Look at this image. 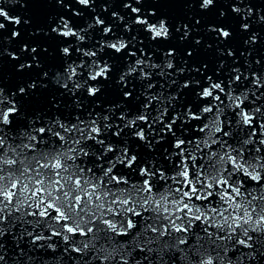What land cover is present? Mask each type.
<instances>
[{"label": "snow or ice", "instance_id": "1", "mask_svg": "<svg viewBox=\"0 0 264 264\" xmlns=\"http://www.w3.org/2000/svg\"><path fill=\"white\" fill-rule=\"evenodd\" d=\"M77 2L90 6L92 0ZM240 2L233 3L232 11L242 19L251 16L253 9L247 5L240 8ZM214 3L201 0L200 7L208 9ZM123 6L135 14L124 24L125 31L134 24L154 40L171 35L165 19L149 22L130 0ZM148 15L154 12L149 10ZM256 15L264 22L259 9ZM112 16L124 19L117 12ZM0 17L21 23L3 7ZM93 20L88 28L103 26L104 34L112 32L103 19ZM4 27L0 23V29ZM240 28L247 31L249 24L241 23ZM209 30L224 39L232 35L226 28L210 25ZM52 31L65 38L75 37L77 42L85 40L81 34L85 29H74L63 17ZM17 35L12 32L13 37ZM255 40L253 33L245 43ZM128 45L129 41L115 38L101 39L96 50L77 47L82 57L79 63H66L55 79L73 97L81 90L96 97L102 87L99 81L108 80L112 71L108 61L97 59V53L104 48L115 53L128 49L134 60L128 63L125 57L126 66L117 84L125 100L138 102L131 112L121 101L107 106L105 112L74 113L71 121L58 115L26 118L15 99L17 93L28 94L25 87L12 93L0 87V264H32L33 258L25 256L21 247L25 240L29 250L35 246L55 253L53 238L64 247L60 255L43 260V264H65V257L72 264H249L257 251L264 255V91H260L264 72L231 67V75L221 78L224 62L220 61L217 74L205 75L203 85L200 80L188 79L180 84L181 89L195 85L199 98L195 104L182 105L180 111L174 103L176 92L153 90L154 77L172 75L167 70L174 67L170 58L174 49L169 48L157 63L143 48L137 55ZM60 51L69 56L71 45ZM145 55L149 58L144 59ZM228 55L233 56L230 49ZM83 57L90 58V63ZM81 69L86 71V79H81ZM183 71V67L176 69L177 73ZM133 80L142 89L136 97L132 90H124ZM34 87V83L27 85L29 90ZM74 104L81 108L78 100L74 99ZM116 108L121 123L113 130ZM170 108L171 116L165 120ZM177 121L182 131L174 128ZM138 123L146 124L148 131ZM153 125L158 126L153 136L156 144L170 143L163 152L166 165L155 156L142 158L130 152L126 140L106 142L110 130L119 138L128 129L151 152L154 145L148 137L154 132ZM94 146L102 148L97 151ZM108 153L113 155L105 160ZM6 233L17 248V258H6L2 239Z\"/></svg>", "mask_w": 264, "mask_h": 264}, {"label": "water", "instance_id": "2", "mask_svg": "<svg viewBox=\"0 0 264 264\" xmlns=\"http://www.w3.org/2000/svg\"><path fill=\"white\" fill-rule=\"evenodd\" d=\"M130 2L133 6L141 8L140 14L147 16L149 22L155 23L161 18L165 19L171 35L167 39L154 40L142 26L134 24H129V31H125L124 24L135 18V14L131 13L130 8L123 6L125 0H92L90 6H82L77 0H60V2L57 0H0V7L5 8L11 16L19 17L21 20V23L13 24L0 17V23L5 25L4 29H0V87H3L5 93L16 92L19 87H25L28 94L17 93L15 99H18L20 110L26 118L35 115L42 117L58 115L62 119L71 121L74 113L79 112L83 115L88 111L105 112L107 106L119 104L121 101H123L122 106H126L129 112L137 107L138 102L135 100L124 99L117 84L118 77L126 66L125 57H127L128 63L134 60V57L128 56V49L121 53H115L113 50L104 48L103 51L97 53V59L102 62L108 61L112 71L109 73L108 80L99 81L102 87L96 97H89L85 90L77 92L73 97L65 92L55 79L57 73H63L66 63L73 61L79 63L82 57L76 51L77 47L84 49L91 47L96 50L101 39L123 38L129 41L128 48L135 51L137 55H140L139 49L143 48L145 53H151V58L157 63L162 62V54L169 48L174 49V55L170 57L174 67L167 70L172 75L154 77L156 84L153 90H159L165 94L176 92L178 99L174 103L180 111L183 110L182 105L195 104L199 100L195 96V85L181 89L180 84L188 79L190 81L200 80L203 85L205 75L215 76L217 74L216 70L220 61L224 62V67L219 71L221 78L231 75L228 71L231 67H239L242 72L255 71L258 74L264 72V22L259 21L256 15L257 9L260 10L261 15H264V0H241L238 4L240 8L245 9V5H247L253 9L252 15L245 19L232 11V5L236 0H215V3L208 9L200 7L201 0H141L139 4H136L135 0H130ZM149 10H152L154 15H148ZM74 12L80 13V15H74ZM113 12H117L124 19L119 20L113 17ZM61 17L69 20L74 29H85L81 33L85 36V40L77 42L75 37L65 38L53 32V27L60 26ZM94 17L103 19L105 26H111L112 32L104 34L103 26L88 28V24H94ZM197 21L199 22L197 23ZM245 22L249 24L247 31L240 28V24ZM210 25L216 28H226L232 33L231 37L221 38L217 32L209 30ZM13 31H16L18 35L13 37ZM185 31L188 32L187 36H184ZM253 33L256 34L255 42L246 44L245 41ZM68 45H71V52L66 57L60 49ZM33 48H35L34 52ZM229 49L233 56L228 55ZM221 50L223 51L222 55L220 54ZM189 52L191 55L188 54ZM143 58L148 59L149 57L145 55ZM83 59L85 63H90V58L83 57ZM21 64L26 66L20 68ZM181 67L184 68V71L177 73L176 69ZM196 69L201 71H196ZM80 71L81 79H86V71L84 69ZM43 73H47V76H44ZM250 79L251 76H249ZM172 80L175 83H170ZM29 83H34L35 87L29 90L27 88ZM88 83L93 82L88 81ZM130 85L124 90H132L133 97H136L137 92L142 89L139 88L135 80L131 81ZM260 91H264V88ZM74 99L78 100L81 105L79 110L75 107ZM140 100H143V97H140ZM119 111L120 109L116 108L112 116L113 130L117 124L121 123L117 119ZM172 111L173 109L170 108L165 120L170 118ZM138 126L143 127L146 132L148 131L146 124L138 123ZM178 126L179 121H177V125H174V128H178ZM152 127L154 132L148 137L154 145L151 152L143 142L132 137L128 129H125L119 138L112 136V130H110L107 134L109 139L106 137V142L110 140L119 143L126 140L130 152L135 151L142 158L155 156L162 164L166 165L167 161L163 152L166 147L170 148V143L157 145L153 136L158 132V126L153 125ZM178 130L182 131L180 128ZM94 148L98 151L102 146H94ZM112 155L113 153H108L104 159L107 160ZM121 167V165H117V168ZM2 239L8 251L6 258H17V248L13 245L10 235L6 233ZM26 242L25 240V244ZM56 242L58 243L55 256L60 255L64 247L57 239ZM25 244H21V247H24L25 251L28 250V256L31 257L35 246L29 250ZM12 249L14 252L11 254L10 250ZM38 251L47 253L48 250ZM256 254H258L257 257L249 264H264V255H261V251H257ZM70 255L75 256L74 253ZM18 259L23 261L24 257H18ZM64 260L65 264H72L68 257H65Z\"/></svg>", "mask_w": 264, "mask_h": 264}, {"label": "clouds", "instance_id": "3", "mask_svg": "<svg viewBox=\"0 0 264 264\" xmlns=\"http://www.w3.org/2000/svg\"><path fill=\"white\" fill-rule=\"evenodd\" d=\"M206 2H207V0H206Z\"/></svg>", "mask_w": 264, "mask_h": 264}]
</instances>
